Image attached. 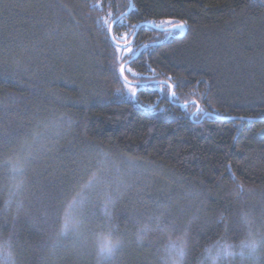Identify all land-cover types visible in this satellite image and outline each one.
I'll return each mask as SVG.
<instances>
[{
  "label": "trees",
  "instance_id": "16d2710c",
  "mask_svg": "<svg viewBox=\"0 0 264 264\" xmlns=\"http://www.w3.org/2000/svg\"><path fill=\"white\" fill-rule=\"evenodd\" d=\"M131 3L113 32L119 45L136 34L129 53L111 27ZM164 20L186 35L149 26ZM20 156L10 195L5 162ZM97 166L107 183L84 193L81 234L57 236L46 214ZM240 213L264 236V0H0V243L14 237L13 264H171L184 231L179 264H264V247L223 255L247 239ZM109 217L124 242L99 259Z\"/></svg>",
  "mask_w": 264,
  "mask_h": 264
},
{
  "label": "snow or ice",
  "instance_id": "6c2138e0",
  "mask_svg": "<svg viewBox=\"0 0 264 264\" xmlns=\"http://www.w3.org/2000/svg\"><path fill=\"white\" fill-rule=\"evenodd\" d=\"M158 28H165V30L171 29H184L185 25L175 24L172 20H164L161 24L157 25ZM122 39H127V35L122 37ZM127 51L129 53L132 52L130 46H126ZM119 72L122 74L125 72V68L121 66L119 68ZM170 79V78H169ZM125 83H127V77L124 78ZM150 85L145 83L140 85V87H149ZM159 86V83L158 85ZM169 87L174 89V85H169ZM172 96H175V91H172ZM199 110V109H198ZM31 153H29V156ZM28 156H20L16 159L15 163L11 160L6 161L5 165L11 168V172L13 174L14 183L12 185V190L10 195H16L24 188V180L16 178L23 177V167L24 163L28 162ZM107 183L104 171L100 166H97L96 171L91 172L90 175L80 176L77 181L74 182L72 188L62 194V198L60 200L59 206H53V211L47 215L46 223L49 224V227H54L56 224L60 225V230L56 233L57 236H66L69 232L76 233L78 235L81 234L80 230L85 225L86 217H84L83 213H79L77 209L84 203L85 197L84 193L86 190L95 188L96 186L103 185ZM241 190H243V185H238ZM112 202L111 193H108V199L105 202V207L107 209V204ZM22 207V202L19 205ZM105 215L108 216L107 210ZM152 221L156 229L161 232H167L169 229L173 231L176 230L175 223L164 222L161 224V220L159 217L149 218ZM226 218L222 215L220 217V221L223 222ZM238 224H243L248 227V235L245 241H242L239 245L241 251L239 253L235 252L234 246L230 244H224L222 247L223 255L229 257H235L239 255L240 257H244L245 249H249V255H253L259 247H264V236H261L259 239L255 238L252 230H251V222L248 219L246 213H240V219L237 221ZM98 231H94V240L93 244L95 247L96 255L99 259H109L112 258L116 252L123 246V237L122 235H118L119 229L112 227L110 223V217L101 225L98 226ZM150 230V225L146 224L143 228L140 229L142 232H147ZM234 231H238V229H233ZM187 231H184L182 234L181 241L171 242V247L176 250L175 257H169L171 260V264H179V261L183 259L185 255V248L187 245ZM14 237H8L0 243V254L4 255L5 259L9 262V264H13V253L10 250L12 248V241ZM217 244H220V241H217ZM209 253H211L212 249H207ZM220 258V254L218 253L216 256L211 257V259L215 262V260ZM167 264V261H165Z\"/></svg>",
  "mask_w": 264,
  "mask_h": 264
},
{
  "label": "water",
  "instance_id": "95a60500",
  "mask_svg": "<svg viewBox=\"0 0 264 264\" xmlns=\"http://www.w3.org/2000/svg\"><path fill=\"white\" fill-rule=\"evenodd\" d=\"M133 8H134V5H133V3H131V8H130V10H129L126 14H124L123 16H121V17H120V18H119V19H118V20L112 25V27H111V39H112V41H113L118 47H120V48L127 49L126 46H132L133 43L135 42V39H136V34H135V36L132 38V40L130 41L129 44H127V45H119V44L115 41L114 34H113V32H114V27H115L116 23H118L122 18L128 16V15L133 11ZM144 26H147V25H141V26H139L138 29H137V31H138L140 28L144 27ZM149 26H150L151 28L156 29L157 31H159V32H161V33H179V34H181L179 37H184V36L186 35V29H185V28L182 29V30H179V29H171V28H169L168 30H165V29H161V28H156L154 25H149ZM151 47H153V46H146V47L142 48V49L136 54L135 58H134L131 62H133L134 60H136V59L139 57V55H140V53H141L142 51H144V50H146V49H149V48H151ZM131 62H129V63H127V64H125V65L123 66V67L125 68V70H126V68L128 67V65L131 64ZM121 76H122V78H123V80H124V78H125V72L122 73ZM171 95H172V94H171ZM171 98H172V96H171ZM182 107H185V106H182Z\"/></svg>",
  "mask_w": 264,
  "mask_h": 264
},
{
  "label": "rangeland",
  "instance_id": "374dc122",
  "mask_svg": "<svg viewBox=\"0 0 264 264\" xmlns=\"http://www.w3.org/2000/svg\"><path fill=\"white\" fill-rule=\"evenodd\" d=\"M161 23H162V22H161ZM129 90H130V91H135V88H132V87H131Z\"/></svg>",
  "mask_w": 264,
  "mask_h": 264
},
{
  "label": "bare ground",
  "instance_id": "6f19581e",
  "mask_svg": "<svg viewBox=\"0 0 264 264\" xmlns=\"http://www.w3.org/2000/svg\"><path fill=\"white\" fill-rule=\"evenodd\" d=\"M134 5V4H133ZM134 9V8H133Z\"/></svg>",
  "mask_w": 264,
  "mask_h": 264
}]
</instances>
